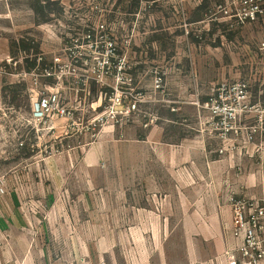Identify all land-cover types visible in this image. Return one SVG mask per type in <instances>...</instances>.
<instances>
[{"label": "rangeland", "instance_id": "obj_1", "mask_svg": "<svg viewBox=\"0 0 264 264\" xmlns=\"http://www.w3.org/2000/svg\"><path fill=\"white\" fill-rule=\"evenodd\" d=\"M249 1L0 0V264H180L179 246L164 257L134 230L141 201L120 188V142L152 127L87 123L112 87L147 95L154 73L174 90L213 75ZM54 91L68 120L37 111Z\"/></svg>", "mask_w": 264, "mask_h": 264}, {"label": "crops", "instance_id": "obj_2", "mask_svg": "<svg viewBox=\"0 0 264 264\" xmlns=\"http://www.w3.org/2000/svg\"><path fill=\"white\" fill-rule=\"evenodd\" d=\"M261 7V15L233 31L225 49L228 57L216 63L213 75L204 78L199 68L177 90L166 82L168 103L153 107L160 123L141 135L126 132L120 142V188L127 193L133 186L141 201L133 211L134 230L150 236L152 246L160 242L164 257L179 246L180 264H227L224 252L237 243L229 197L264 195V138L245 147L231 139L219 156L220 142L207 135V117L197 104L216 83L239 80L248 82L251 103L264 102V1ZM191 121L198 128L192 129ZM251 121L246 115L238 124ZM6 248H14L13 240ZM2 260L20 263L13 254Z\"/></svg>", "mask_w": 264, "mask_h": 264}, {"label": "built area", "instance_id": "obj_3", "mask_svg": "<svg viewBox=\"0 0 264 264\" xmlns=\"http://www.w3.org/2000/svg\"><path fill=\"white\" fill-rule=\"evenodd\" d=\"M261 1L250 0L240 13H236L239 25L263 13ZM110 47L108 43L106 48ZM28 75L35 81L37 75L34 72ZM150 88L147 95L139 93L132 96L121 91L120 87H112L105 104H99V112L88 121V129L97 131L107 125L126 124L132 118L139 119L143 128L155 127L159 118L153 106L159 102L168 103L163 99V77L154 73ZM159 95L162 100H158ZM249 98L247 81L218 82L207 98L197 103L207 117V135L220 142V148L217 149L219 156L225 154L226 144L231 139L240 140L242 147H245L256 139L264 138V102L251 103ZM146 104L150 108H146ZM36 108L46 117L64 120L72 117V112L59 103L56 91L37 99ZM246 115H251L252 121L239 125L240 119ZM228 203L231 233L237 243L224 252L227 264H264V195L258 198L232 195Z\"/></svg>", "mask_w": 264, "mask_h": 264}, {"label": "trees", "instance_id": "obj_4", "mask_svg": "<svg viewBox=\"0 0 264 264\" xmlns=\"http://www.w3.org/2000/svg\"><path fill=\"white\" fill-rule=\"evenodd\" d=\"M33 68H36V65L35 64L33 65Z\"/></svg>", "mask_w": 264, "mask_h": 264}]
</instances>
